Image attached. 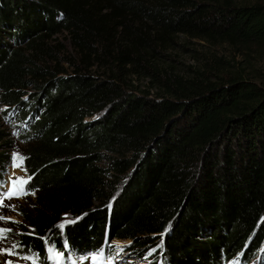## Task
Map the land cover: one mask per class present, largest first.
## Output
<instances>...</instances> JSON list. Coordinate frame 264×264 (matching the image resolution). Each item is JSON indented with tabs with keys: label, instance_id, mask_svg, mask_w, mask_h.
<instances>
[{
	"label": "trees",
	"instance_id": "16d2710c",
	"mask_svg": "<svg viewBox=\"0 0 264 264\" xmlns=\"http://www.w3.org/2000/svg\"><path fill=\"white\" fill-rule=\"evenodd\" d=\"M249 52L264 55V0H0V98L35 193L10 256L68 264L121 238L144 264H264Z\"/></svg>",
	"mask_w": 264,
	"mask_h": 264
},
{
	"label": "rangeland",
	"instance_id": "374dc122",
	"mask_svg": "<svg viewBox=\"0 0 264 264\" xmlns=\"http://www.w3.org/2000/svg\"><path fill=\"white\" fill-rule=\"evenodd\" d=\"M193 46H195L198 50H206L200 45L195 44ZM216 50L219 55H225L230 59L234 57V51L227 44L218 46ZM183 57L187 63H195L191 54H186ZM236 58L243 60L245 56L243 54H239ZM249 73L254 82L258 84L263 83L264 55L256 52H249ZM27 90L31 92L32 88L29 87ZM8 110L9 106L0 98V149H9V153H11L14 157L7 166L4 186L0 185V217H4V219H0V229H11L9 232H3L0 234V236L6 237L4 239H0V264H6L8 261L15 264H39L33 259L24 260L22 258L10 256L5 251L7 250L12 253L11 250L14 248V235L20 230L21 224L23 223V219L18 212L22 207L32 206L34 200V195L19 197L12 196L10 199L7 198L8 194L15 191L16 187H20L21 179L24 177L23 170L19 168V166H15L18 164L15 157L23 148V143L19 138V132L24 125L18 116L17 110L14 112H8ZM6 141H9L10 146L5 144ZM13 182H16L15 186L13 185ZM118 187H120L119 184H116L115 189ZM116 192L117 191H115V193ZM108 245L114 246L115 253L113 254V259L107 264H144L145 260L149 259L147 257L141 259L136 258L135 255L128 253L125 249L126 245H129L128 239L115 238L110 241ZM90 262L91 264H102V257L99 256L95 259L92 258ZM74 264L83 263L75 262ZM256 264H260V262L258 261Z\"/></svg>",
	"mask_w": 264,
	"mask_h": 264
},
{
	"label": "snow or ice",
	"instance_id": "6c2138e0",
	"mask_svg": "<svg viewBox=\"0 0 264 264\" xmlns=\"http://www.w3.org/2000/svg\"><path fill=\"white\" fill-rule=\"evenodd\" d=\"M15 159L18 160V161H20L21 163L23 161V157H21V156H16ZM15 166L18 167L20 165L19 164H16ZM29 180H30V177H29ZM28 182H29L28 180H24L21 183L26 185ZM15 183L16 182H13V185L14 186H15ZM27 194L35 195L34 192L28 193L24 188H22V187H16L15 188V191L9 193L7 198L10 199L12 196L19 197L21 195H27ZM12 207H14V206H12ZM0 219H4V217H0ZM74 222L75 221H68V223H74ZM58 227H60L61 229H63L64 227H66V224H61ZM9 231H11V229H0V232H9ZM4 238H6V237L0 236V239H4ZM5 251L9 255L12 254L11 252H9L7 250H5ZM57 256H59V254H57ZM24 258L27 259L28 257H24ZM84 258L87 259V257H84ZM93 258L95 259L97 257L96 256H93ZM6 264H12V262L11 261H8V262H6Z\"/></svg>",
	"mask_w": 264,
	"mask_h": 264
}]
</instances>
